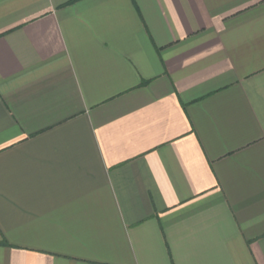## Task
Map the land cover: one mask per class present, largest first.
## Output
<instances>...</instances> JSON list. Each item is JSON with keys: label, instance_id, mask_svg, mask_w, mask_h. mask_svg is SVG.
Wrapping results in <instances>:
<instances>
[{"label": "crops", "instance_id": "1", "mask_svg": "<svg viewBox=\"0 0 264 264\" xmlns=\"http://www.w3.org/2000/svg\"><path fill=\"white\" fill-rule=\"evenodd\" d=\"M0 264H264V0H0Z\"/></svg>", "mask_w": 264, "mask_h": 264}]
</instances>
